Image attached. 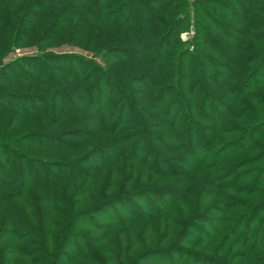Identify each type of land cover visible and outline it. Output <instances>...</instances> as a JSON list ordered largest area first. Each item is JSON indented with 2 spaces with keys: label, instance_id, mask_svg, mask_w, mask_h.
<instances>
[{
  "label": "rangeland",
  "instance_id": "rangeland-1",
  "mask_svg": "<svg viewBox=\"0 0 264 264\" xmlns=\"http://www.w3.org/2000/svg\"><path fill=\"white\" fill-rule=\"evenodd\" d=\"M6 5L0 199L34 184L0 247L38 252L14 264H264V0Z\"/></svg>",
  "mask_w": 264,
  "mask_h": 264
},
{
  "label": "trees",
  "instance_id": "trees-1",
  "mask_svg": "<svg viewBox=\"0 0 264 264\" xmlns=\"http://www.w3.org/2000/svg\"><path fill=\"white\" fill-rule=\"evenodd\" d=\"M7 7H8V10H7ZM4 10H5V12H10L9 6L6 5L0 11V20L2 21V24H3V22L5 24V18L3 16V13H5V12H3ZM12 10H15V8H13ZM76 12H77V10H73L72 9L71 12H69V14H71V16L73 18H75V15L77 14ZM72 24H75V21H72ZM0 164H2V163H0ZM22 165L23 164L21 162V167H22ZM18 168L20 169V166H18ZM3 172H5V171H3ZM24 177H25V175H21V173H20L19 178H18V181H17V183H15V184H20V187L22 189V191L20 192V194H17V193L15 194L14 193L12 195H6V196L2 197V201L0 199V203L3 202V201H14L15 203H22L28 197H30V200H32V196L30 194V188H31L30 186H32L34 183H32V182L30 183V181L26 180ZM80 177H82V176H80V175H75L74 176L73 174H70L69 175V173H64L63 172V174L61 173V174L57 175L55 179H57V180L58 179H60V180L61 179L62 180H70V179L71 180H75V179H79ZM23 183H24V186L22 187L21 184H23ZM28 183H30V185ZM10 184H14V183H12V181H10ZM39 184H43V183H38L37 185H39ZM4 185L6 187V184L5 183H4ZM50 185H51V183L49 185H47V184L40 185V187L41 186H44V187H48L49 188ZM84 194H85V192H84ZM27 204H28V206H26V205L23 206L22 205V207H24L27 211H29V210H31L30 209V206H32V205H31V202H28ZM44 204L47 205V206H49V208H50V206L52 204H55V201H54V199H50V200L45 201ZM36 206L37 207L39 206V203L38 202L36 203ZM47 213H49L48 212V209H47ZM0 215L1 216H4L6 225L9 228H13L14 226L17 227L19 225H23V228L24 227H28L27 222L24 220V218H26L27 216L24 214V212H22L20 210H15V207H13L11 209H1L0 210ZM34 217H35V215H34ZM31 218H32V216H31ZM15 220H18V222L16 223ZM98 222H100V221H97L96 220V223L97 224H98ZM49 227L47 226V228H49ZM6 232H7V233H5L6 238H13V239H15L18 242H22L24 240V239L22 240V235H20V236L17 235L18 234L17 231H14V230L10 229V230H7ZM36 232L37 233L38 232H42V230L39 228V229H37ZM2 238H3V236H2ZM44 246L43 247L42 246L40 247L39 253L40 252H45L46 254L48 253L47 249ZM8 253L11 255V257L12 256L13 257L14 256H19L21 258H24V259L29 260L32 256L35 257V255L38 252H34L33 253L32 251L31 252H28V251H22V250H17V249L16 250L15 249L14 250L8 249V251H6V250L4 251L0 247V264H14L15 260H14L13 257L11 259H7V260L5 259V254H8ZM40 258L41 257H38V259L40 261L39 264L42 263V262H44V259H40ZM84 258L86 260V257H84ZM198 264H201V263L199 262Z\"/></svg>",
  "mask_w": 264,
  "mask_h": 264
}]
</instances>
